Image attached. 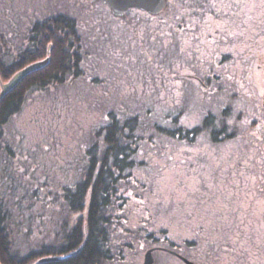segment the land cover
Segmentation results:
<instances>
[{
	"label": "rangeland",
	"instance_id": "1",
	"mask_svg": "<svg viewBox=\"0 0 264 264\" xmlns=\"http://www.w3.org/2000/svg\"><path fill=\"white\" fill-rule=\"evenodd\" d=\"M170 3L176 6L169 16L179 15L177 22L166 14L141 24L137 16L132 15L131 23L114 15L103 0H0V48L6 58L31 47L34 26L59 13L76 19L83 56L81 77L30 92L4 127L14 151L0 149V184L18 186L20 195L36 189L37 199L23 197L15 214L24 227L33 226L32 241L46 238L56 229L58 185L75 181L85 147L107 123L108 113L140 114L149 144L141 154L145 164L138 183H130L134 203L117 212L121 218L126 215L125 228L115 237L127 256L117 264H143L146 251L159 246L156 241L138 243L145 231L144 215L152 217L157 232L168 230L171 240L198 264H264V35L257 38L255 27L259 2L214 1L203 8L205 18L194 13L196 7L192 13L180 10L179 0ZM230 8L243 12V19L234 13L224 19ZM224 53L233 57L229 77L215 90L207 84L212 85L213 70L224 69L216 65ZM230 92L238 96L234 102L246 116L233 143L208 146L200 140L191 146L153 132L157 125L170 126L167 117L179 111L183 124L197 125L204 108L220 110ZM137 194L145 196L141 203L134 200ZM175 203L182 206L168 213L167 206ZM202 209L212 212L202 217ZM204 216L211 219L201 228L196 221ZM16 221L13 248L20 250L27 243L21 236L24 227ZM192 241L188 245H195L194 251L185 247ZM153 255L154 264H183L157 249Z\"/></svg>",
	"mask_w": 264,
	"mask_h": 264
},
{
	"label": "trees",
	"instance_id": "2",
	"mask_svg": "<svg viewBox=\"0 0 264 264\" xmlns=\"http://www.w3.org/2000/svg\"><path fill=\"white\" fill-rule=\"evenodd\" d=\"M214 1L217 3L222 0H179L178 8L180 10L188 8L193 13L192 9L196 7L194 13L200 12L199 16L203 15L202 18H205L203 8L206 6L211 8V2L214 3ZM258 2L255 14L257 38L264 35V0H258ZM241 4L242 0H240ZM173 5L170 0H167L165 8L157 14L131 8L121 18L131 22L133 15L137 16L138 22H145L146 19L152 20L175 13L172 7L176 5ZM239 11L234 8L227 9L223 12L225 13L223 18L229 20L232 13L237 18L238 14L240 15ZM243 16L244 13L241 12V20ZM170 18L177 22L180 16ZM144 22L140 23L144 24ZM81 40L76 19L65 13H59L48 17L42 23H37L33 28L31 47L21 50L11 59L6 58V54L0 48V81L3 82H7L25 66L49 58L45 67L26 76L0 101V149L3 147L6 153L10 150L14 151L9 147L4 127L22 110L30 92L46 90L52 85L57 87L68 85L81 77L83 74ZM226 42L227 38L224 44ZM224 54L221 59L219 58L220 60L218 57V61L216 60V65L224 69L222 71L215 69L212 75L210 71L209 80L212 85L204 82L207 86L215 87L221 81L225 84L228 79V65L232 63L233 57ZM236 100H238L236 94L228 93L226 104L219 105L221 106L220 110H217L219 113L213 110L214 107H210L213 105H207L204 108L207 110H203L199 115L200 123L192 127L182 123L181 111L168 114L167 120L170 121V126L157 125L153 128V132L161 137L188 143L191 146L198 145L200 140H205L208 146L228 145L238 139L243 130V122H246L244 110H238L237 103L234 102ZM144 131V121L140 114L126 113L125 115L124 112L122 116L113 110L108 113L107 123L96 129L85 147V162L75 181L72 184L58 185L59 189L54 200L56 216L53 218L57 230L55 229L54 233L50 232L48 236L45 235L46 238H36L32 241L33 226L30 223L29 227H24L23 221L18 220L15 214L16 211L20 212L23 197L37 199L36 189L26 190L28 192L22 190L20 195L21 190L18 186L6 189L0 184V264H116L123 260L122 253H125V249H122V245H118L120 242L116 240L115 234L120 227H124L126 215L121 218L117 216V212L118 214L123 210L125 212L130 203H134L130 193L134 190L130 183H138V173L143 171L140 169L145 164L141 154L149 144L144 140ZM262 183H264V169ZM262 185L264 188V184ZM146 187L147 184L141 187L142 192ZM134 197L135 202L141 203L145 196L137 194ZM145 202L147 204V201ZM181 206L182 203L167 206L168 213L172 212L174 207ZM149 212L150 209L146 207L145 213ZM211 212L210 209L198 210L200 216ZM22 214H26L25 211ZM190 216L192 215L188 214V217ZM207 218L211 219L205 217L200 221L198 218L196 224H200L202 228V223ZM143 219L145 231L137 238L140 245L149 240L156 241V244L160 246L168 245L171 248L177 246L171 240L168 230L156 231L157 226L152 217L144 215ZM15 220H17L15 225L19 224L20 229L24 227L21 230V236L27 243V247L23 246L20 249L21 253H19L20 250L13 248L12 223ZM193 242L195 241L186 242L185 245L194 244ZM127 244L129 243H125ZM182 252L187 255L185 251ZM60 256L63 258L52 261L42 260L46 257ZM126 259L127 256H124V261Z\"/></svg>",
	"mask_w": 264,
	"mask_h": 264
},
{
	"label": "water",
	"instance_id": "3",
	"mask_svg": "<svg viewBox=\"0 0 264 264\" xmlns=\"http://www.w3.org/2000/svg\"><path fill=\"white\" fill-rule=\"evenodd\" d=\"M111 11L116 16H123L129 9L137 8L142 11L149 12L150 14L160 13L166 6L167 0H107ZM49 62V58H45L40 61L33 62L24 68L17 71L7 82L1 81V89H0V101L4 98V96L13 90L26 76L29 74L42 69ZM156 248H150L146 251L145 258L143 264H154L155 257L153 252ZM66 257V256H65ZM63 258L61 257H46L42 259L43 261H52ZM182 258L188 264H194L193 261L188 260L187 258Z\"/></svg>",
	"mask_w": 264,
	"mask_h": 264
},
{
	"label": "flooded vegetation",
	"instance_id": "4",
	"mask_svg": "<svg viewBox=\"0 0 264 264\" xmlns=\"http://www.w3.org/2000/svg\"><path fill=\"white\" fill-rule=\"evenodd\" d=\"M96 1H99V0H96ZM103 1H105V3H106L107 5H109L108 2H107V0H103ZM185 247L188 248V249H190V250H193V249L196 248L195 245H185ZM122 249H124V245L122 246ZM156 249H157L158 252H162L163 254H168V255L173 256V257L176 258V260L179 261L180 263L188 264V263L182 258V256H183V257L187 258L188 260L193 261L194 264H198V261H197L195 258H192V257H193L192 255H190V254L184 255V254H183V252H182L183 250H182L181 246H180V247L175 246L174 248H171V247H168V246H160V245H159V246H157ZM193 251H194V250H193ZM202 256H203V257H206L205 255H202ZM122 258H123V260H121V263L124 262V252L122 253ZM116 264H117V263H116Z\"/></svg>",
	"mask_w": 264,
	"mask_h": 264
}]
</instances>
